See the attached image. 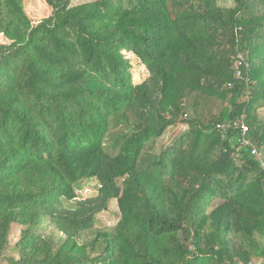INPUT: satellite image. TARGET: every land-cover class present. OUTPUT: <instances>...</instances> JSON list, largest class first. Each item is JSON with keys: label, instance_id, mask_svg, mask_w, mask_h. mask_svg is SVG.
I'll return each instance as SVG.
<instances>
[{"label": "trees", "instance_id": "obj_1", "mask_svg": "<svg viewBox=\"0 0 264 264\" xmlns=\"http://www.w3.org/2000/svg\"><path fill=\"white\" fill-rule=\"evenodd\" d=\"M45 1L35 23L0 0V264L14 226L10 264L264 259V0ZM84 181L99 194L76 200ZM113 201L118 223L94 229Z\"/></svg>", "mask_w": 264, "mask_h": 264}, {"label": "rangeland", "instance_id": "obj_2", "mask_svg": "<svg viewBox=\"0 0 264 264\" xmlns=\"http://www.w3.org/2000/svg\"><path fill=\"white\" fill-rule=\"evenodd\" d=\"M91 0H71L72 5H78L87 3ZM25 7L27 10V13L31 20L33 22H39L47 17H50L53 14V9L46 3L45 0H24ZM232 1L227 0L226 2H223V6H232ZM0 44H5V39L3 37H0ZM127 57L130 59L133 70L132 75L134 78V81H142L145 78L146 74V68L141 64L138 58L131 54H127ZM204 106V114H207L208 116L217 114V112L220 111L221 108V102L220 101H211L208 104L203 102ZM259 115L264 119V109L259 110ZM188 130L187 126H176L170 128L164 137L160 140V144L163 148H167L168 146H171L173 142L184 132ZM99 194L98 190V183L96 181H84L81 182L77 186V199L76 200H82V199H88L94 196H97ZM66 207L74 208L76 206V202H64ZM120 213L118 209V204L116 201L111 202L110 206L102 212L100 215L97 216V221L95 228L99 231H104L109 228H113L119 221ZM43 230L46 232H53L54 227H50L48 225H44ZM21 232L22 228L20 226H14L11 231L10 240H11V247L8 250L7 254L4 256V258L1 260V264H10L8 257L10 258H19V250L14 249V246L17 244V242L21 238ZM264 246V242H263ZM255 264H264V259L259 258L256 259L254 262Z\"/></svg>", "mask_w": 264, "mask_h": 264}, {"label": "built area", "instance_id": "obj_3", "mask_svg": "<svg viewBox=\"0 0 264 264\" xmlns=\"http://www.w3.org/2000/svg\"><path fill=\"white\" fill-rule=\"evenodd\" d=\"M235 73H236V76L239 78V79H244V74H246V77H247V80L249 81V69H250V65L249 63L246 61L245 57L243 56V54H238L236 56V61H235ZM232 84H229V87H231ZM234 125H237V124H234ZM229 124L227 123H219L216 127H217V130L219 132H222L224 134H226L228 132V129H229ZM242 137H243V143L245 146H251V141L248 140L246 138V134L249 132V128L247 127V125L244 123H242ZM253 154L254 155H259V153H257V150L254 149L253 151Z\"/></svg>", "mask_w": 264, "mask_h": 264}]
</instances>
